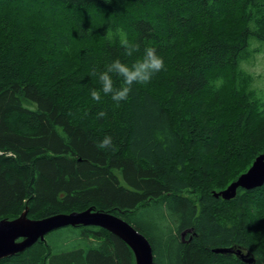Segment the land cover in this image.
Wrapping results in <instances>:
<instances>
[{"label":"trees","instance_id":"1","mask_svg":"<svg viewBox=\"0 0 264 264\" xmlns=\"http://www.w3.org/2000/svg\"><path fill=\"white\" fill-rule=\"evenodd\" d=\"M261 53L264 0H0V220L93 207L139 230L153 264H264V185L224 200L227 180L190 165L217 144L243 170L264 153V89L247 68ZM229 96L232 122L214 113ZM133 261L83 225L0 258Z\"/></svg>","mask_w":264,"mask_h":264},{"label":"water","instance_id":"2","mask_svg":"<svg viewBox=\"0 0 264 264\" xmlns=\"http://www.w3.org/2000/svg\"><path fill=\"white\" fill-rule=\"evenodd\" d=\"M263 185H264V153H260L254 158L251 165L245 172L241 173L237 177V179L232 181L226 188L218 192H215L214 196L216 197L221 196L224 200H229L235 196L237 188H242L245 190H253ZM93 214L106 215L114 219V221L104 220L103 225H102L97 222L90 221L88 219L86 221H82L79 218V216H82V215L83 216L87 215L85 216L86 218ZM71 215H76L78 217L70 218ZM61 216L70 218V220H62V221L58 220V221L51 222L47 224V226L36 230V232H34L31 235L30 239L28 238L27 235H24L19 232L15 234L13 233L12 235L10 234V238L7 239L9 243V248L5 249L4 253H0V258L10 256L17 252L23 251L25 248L31 246L37 240H43L45 237L44 235L52 230L59 229L65 226L94 225V226L104 228L105 230L113 233L114 235L122 239L133 253L134 264H139L136 250L139 254L141 264H153L151 244H149V242L145 239V237L142 235V233L139 230L134 228L129 222L122 219L121 217L114 215L112 213H109V212L96 210L93 207H88L86 209L79 210V211H71L68 213H57V214L49 215V216L39 218V219L29 218L26 215V211H23L17 218L1 219L0 224H7V225L19 224L23 228V227H26L27 225H30L31 223L48 221L53 218H58ZM107 225L113 227L119 233L124 235L134 245L136 250L126 239L117 235V233L114 232ZM182 234H184V232H182ZM213 251L216 253L232 252L230 248H215L213 249ZM236 253H239V252H236ZM247 256H248L247 254L240 255L241 259L244 262L251 263L253 259Z\"/></svg>","mask_w":264,"mask_h":264},{"label":"rangeland","instance_id":"3","mask_svg":"<svg viewBox=\"0 0 264 264\" xmlns=\"http://www.w3.org/2000/svg\"><path fill=\"white\" fill-rule=\"evenodd\" d=\"M35 58H36V54H32L30 56V59H35ZM247 68L249 71L252 72V74L255 75V79H256L255 85L264 89V55L262 53L256 55V57L252 59L251 62L247 65ZM216 112L218 114L216 115L220 119L222 120L224 119V121L230 122L236 116L237 113V109L235 108L232 98L229 96L228 98L225 99L223 103L216 105L214 108V113ZM17 125L15 124L13 125V127L16 130H19ZM261 142H264V137L260 138L259 144H261ZM220 146H221L220 144H217L215 146H210L209 148H204V149L198 148L196 152L199 154V158L201 159L200 161L201 164L198 161L196 162L193 161L190 165L193 169H196L198 166L201 167L204 166L205 169L212 168L211 170L214 173L213 178H216V180L222 179L221 182H225L227 180V182L221 188L223 189L226 188L241 173L245 172L249 168V165L248 166L246 165V167L243 170L242 169L243 161L240 160L239 158H233V157L231 158L232 159L231 161L222 164L220 160L221 156L219 155ZM230 170H234L236 174H234L233 177L231 176L226 177L227 172H229ZM191 174L194 176L193 178L196 179L195 175L193 173ZM204 177L206 176L204 175ZM261 216H264V210L261 211ZM261 216H259V219H257L258 217L256 215L254 216L256 219L253 220V222L255 223V228L256 226H262L264 224V218H262ZM257 230L258 228L255 231L254 230L252 231L253 235L258 233Z\"/></svg>","mask_w":264,"mask_h":264},{"label":"bare ground","instance_id":"4","mask_svg":"<svg viewBox=\"0 0 264 264\" xmlns=\"http://www.w3.org/2000/svg\"><path fill=\"white\" fill-rule=\"evenodd\" d=\"M237 179V178H236ZM235 179V180H236ZM215 195V194H214ZM217 197H221V196H217ZM222 198V197H221ZM85 216L87 215H82V216H79L80 220L82 221H86L87 219L90 220V221H93V222H97L99 224H102L103 225V221L104 220H112L114 221V219L106 216V215H99V214H93L91 216H88L85 218ZM78 216L76 215H71L70 218H76ZM70 218H66V217H58V218H53L51 220H48V221H43V222H36V223H31L30 225H27L26 227H21V225L19 224H12V225H7V224H0V253H4L5 249L9 248V243H8V238H10V234L12 235L13 233H22L24 235H27L28 238L30 239L31 235L36 232V230L40 229V228H43L45 226H47V224L51 223V222H54V221H58V220H70ZM88 226H94V225H88ZM109 228H111L114 232L117 233V235H119L120 237H123L124 239H126L133 247L134 245L124 236L122 235L121 233H119L117 230H115L113 227L107 225ZM66 227V226H65ZM98 227V226H97ZM56 230V229H55ZM54 231V230H52ZM51 232V231H50ZM49 233V232H48ZM47 234V233H46ZM45 234V235H46ZM44 235V236H45ZM143 235V234H142ZM144 236V235H143ZM145 237V236H144ZM145 239L148 241V239L145 237ZM149 242V241H148ZM35 243V242H34ZM150 244V243H149ZM135 248V247H134ZM152 249V248H151ZM136 250V248H135ZM136 254H137V257H138V263H140V258H139V254L136 250ZM152 256H153V253H152Z\"/></svg>","mask_w":264,"mask_h":264}]
</instances>
